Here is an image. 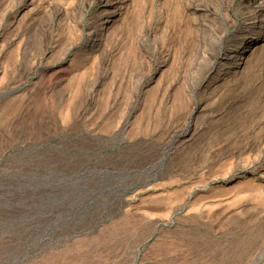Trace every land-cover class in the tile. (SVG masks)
<instances>
[{
	"label": "rangeland",
	"instance_id": "1",
	"mask_svg": "<svg viewBox=\"0 0 264 264\" xmlns=\"http://www.w3.org/2000/svg\"><path fill=\"white\" fill-rule=\"evenodd\" d=\"M116 1L0 0V264H264V0Z\"/></svg>",
	"mask_w": 264,
	"mask_h": 264
},
{
	"label": "bare ground",
	"instance_id": "2",
	"mask_svg": "<svg viewBox=\"0 0 264 264\" xmlns=\"http://www.w3.org/2000/svg\"><path fill=\"white\" fill-rule=\"evenodd\" d=\"M121 1L119 0V1H116L115 2V5H114V7H115V9L117 10V12H118V14L117 15H120V8H121ZM110 19V18H109ZM114 21V19L113 20H108L107 21V24H109V23H111V22H113ZM95 45L97 44V38H95V40H94V42H93ZM248 44V43H247ZM94 46V45H93ZM246 47V45H244V47L243 48H245ZM247 50V49H246ZM243 54H244V51H242V53L240 54V57L242 58L243 57ZM246 57V56H245ZM240 58V59H241Z\"/></svg>",
	"mask_w": 264,
	"mask_h": 264
}]
</instances>
